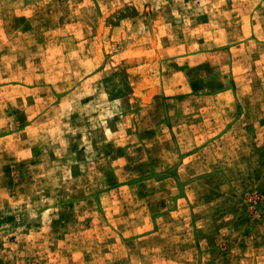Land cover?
<instances>
[{
  "label": "rangeland",
  "instance_id": "374dc122",
  "mask_svg": "<svg viewBox=\"0 0 264 264\" xmlns=\"http://www.w3.org/2000/svg\"><path fill=\"white\" fill-rule=\"evenodd\" d=\"M0 264H264V0H0Z\"/></svg>",
  "mask_w": 264,
  "mask_h": 264
}]
</instances>
